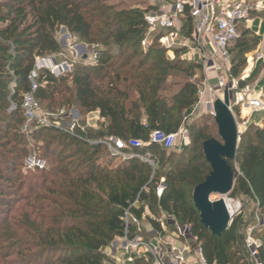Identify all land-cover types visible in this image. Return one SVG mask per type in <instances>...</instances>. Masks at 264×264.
<instances>
[{"label": "trees", "instance_id": "16d2710c", "mask_svg": "<svg viewBox=\"0 0 264 264\" xmlns=\"http://www.w3.org/2000/svg\"><path fill=\"white\" fill-rule=\"evenodd\" d=\"M151 8L117 9L107 0H0V180L14 195L7 200L0 187V264H104L105 249L122 235L128 207L154 231L161 230V220L149 214H164L186 225L206 264H249L242 230L256 213L264 218V123L244 128L229 162L234 173L229 196L248 198L251 217L245 219L238 210L220 237L212 235L200 222L192 192L210 172L202 143L219 139L217 126L205 116L189 125L184 121L198 101V84L187 77L201 73V66L183 59L179 49L169 54L157 40L142 49L144 17ZM58 27L103 47L94 50L91 62L82 60L58 77L36 70L34 96L40 109L97 110L104 121L99 131L86 130L92 139L114 136L147 142L153 131L171 134L184 126L188 143L179 150L159 144L145 147L156 158L152 172L137 159L113 164L102 145L30 123L33 138L44 134L41 155H36L47 167L24 170L29 152L20 130L25 123L21 101L30 90L35 59L60 51L53 34ZM249 30L233 42L238 50L229 77H237L244 65L241 58L256 51L259 39L254 36L247 44ZM172 77L184 81L174 92L167 84ZM244 84L239 81L240 87ZM161 179L164 187L157 195ZM258 240L264 264V235ZM143 258L134 257L133 264H150Z\"/></svg>", "mask_w": 264, "mask_h": 264}, {"label": "built area", "instance_id": "2783aa9c", "mask_svg": "<svg viewBox=\"0 0 264 264\" xmlns=\"http://www.w3.org/2000/svg\"><path fill=\"white\" fill-rule=\"evenodd\" d=\"M151 7L144 17L147 30L141 42L142 46L146 45V42L150 44L157 40L158 44L165 48L169 54L179 49L183 59L200 65L202 75H206L199 86L202 89L198 90V101L185 116V123L191 117H195V111L199 105L208 107L210 110L213 109V100L207 102L203 100L207 90L217 92L209 84V77L207 76L209 72L216 74L217 89L222 90L226 86L228 87L231 96H234L232 100L234 106L248 109L250 113L264 112L262 97L256 96L253 88H242L239 85V81L245 80L247 74L226 83L222 70L216 64L219 60L228 58L227 48L238 38V26L249 21L251 10L259 9L260 3L252 6L247 0H152ZM255 57L256 60L263 59L264 49L261 48L256 51ZM248 60L249 62L252 61V57H249ZM75 64V61L57 59L50 55L35 59L34 69L29 75L30 90L23 95L21 101V109L27 121L22 127L24 132L28 130V123H34L37 127L55 129L89 145H102L109 155L120 161L137 159L147 163L151 166L152 172L155 170L156 158L150 150L144 149L145 147L150 144H159L165 148H172L178 137L186 144L188 137L184 126L179 128L178 132L171 134L153 131L150 133L147 142L136 138L122 140L114 136L92 139L85 135L86 128H89L88 123L81 126L75 116L74 119L69 115L62 116V111L59 114V120L53 119L52 113L43 112L34 96L37 87L34 81L36 70L46 69L58 77L72 72ZM229 107H231V97ZM13 108L14 105H11L10 110ZM246 124V122L242 123L243 130L247 126ZM243 130L239 128V131L242 132ZM23 165L26 171L42 170L46 167V161L35 153H29L25 157ZM163 187V179H161L155 187L157 195H160ZM135 203L136 201L132 205ZM129 209L130 207L124 211L122 216V235L117 237V241L114 242L115 245L119 244L118 246L127 255V262H133L134 255L142 253L149 257L150 264H189L188 259L190 257L195 261L194 264H206L201 247L191 236L186 225H179L171 217L165 215L174 225L175 230L173 232L180 241L178 246H168V243L162 241L160 231H155L154 238L141 237L138 230H140L142 220L137 219ZM237 212L236 209L235 215ZM145 213L149 214L146 208ZM229 217L231 222L233 217H231L230 212ZM160 220L161 231H165L163 221ZM263 229L264 218L256 213L254 219L242 230L243 247L249 264H262L258 253L260 242L255 233Z\"/></svg>", "mask_w": 264, "mask_h": 264}, {"label": "rangeland", "instance_id": "374dc122", "mask_svg": "<svg viewBox=\"0 0 264 264\" xmlns=\"http://www.w3.org/2000/svg\"><path fill=\"white\" fill-rule=\"evenodd\" d=\"M107 1L110 4L115 5L117 9H124V8L146 9V8H148V7L150 8L152 6V0H107ZM249 3H251V5H254V2H252V1H250ZM251 17L252 16H250V18ZM261 18L264 19L263 14L261 15ZM261 22L262 23L259 22V19H256L255 23H254L255 25H253L251 29L247 26L248 24L245 23L244 28L242 27L239 30V34L242 35V32L245 29H247V27L250 29L249 34H247V36H246L247 44H250L252 42V37H254V36H256L259 39V43L255 47L254 51L259 49L260 43L262 41L261 38L256 33L258 32L260 35L264 34V20ZM53 34L59 43L60 51L58 53L50 55V56H54L57 59H68L71 61H75V63H78L82 60L91 62L95 56L94 50L96 48H102L103 47L101 45H89L85 42H82L77 36L68 32L64 27H58L53 32ZM150 44L148 42H146V45L142 46V44H141V47L143 50H145V49H147V47ZM237 50H238V47L235 46V43H233L232 45H230L227 48L228 58L226 60H219L218 62H216L218 67L223 72L222 75H223L226 83H229L233 79H238L242 75L247 74L248 70H250L249 68L251 66H253L254 61L256 60L255 59L256 57H254L255 55L253 54V51L248 53L245 57L243 56L241 59H244V65L241 66V68L239 70L240 72L238 73V76L237 77H229V69H230V66L232 64L231 60L234 57V54H236ZM249 57H252V61H250V62L248 60ZM262 66H263V61L256 64V66L254 67V69L251 73V77L248 79L249 82L246 80H243V81H245V84L242 86V88L243 87H245V88L248 87L249 89L253 88L252 82H254L255 78H257L259 76V73H260ZM201 71H202V69H201ZM179 75L181 76V74H179ZM204 76H206V75H202V72L201 73L198 72L197 75H195L194 77H191V78L187 77V80H191V81L196 82L198 84V90H199V89H202V87H199V86H200V83L203 80ZM207 76H208V74H207ZM183 82L184 81L181 78H175V77H172V78L167 80V84L170 85L171 91H173V92L176 91L182 85ZM215 82H216L215 80H211L210 85L214 86L216 84ZM255 88H257V89L262 88L263 94L260 97H262V99L264 100V75L259 80V82L257 83V86ZM222 97H223V89L219 90L218 92H213V91L207 90L205 95H204L203 100L206 102L213 100V102H214L216 99L222 98ZM233 98H234V96L232 95L231 96L230 110H231L237 124L239 125V128H241L243 130L244 126L242 125V119L241 118L244 116L245 111L243 108H241L239 106H234L232 104ZM42 107H45L44 103L42 104ZM41 110L45 113H50V112H47L43 109H41ZM246 110H248V109H246ZM61 111L63 114H61ZM248 112H250V111L248 110ZM59 114H61L62 116L69 115V117H71L72 119H74V116H75L76 117L75 119H77L80 122L81 126L84 124L87 125V123H88L89 128H86V130L91 129V131H93V132L99 131L101 129V124L104 121L99 116V112L97 110L86 113V112H83L82 110H79L76 106L70 107L68 109H64V108L59 109V110L52 113V118L55 120H59ZM195 114H196L195 117H191L190 120H188V122H186V125H189L192 121H195V120H197L201 117H204V116L208 117L210 124H214V115H213L214 110L213 109L210 110L208 107H204V106L199 105V108L196 109ZM252 114H253L252 115L253 119L256 121L264 119V112H262V111H258V112L252 113ZM26 123H27V121L25 118V123L23 124V126ZM262 123H264V121H262ZM28 125H30V123H28ZM13 127H16V126L14 125ZM22 127L20 128V130L25 134L24 139L26 141L27 151L29 153H35V154L41 155L40 148H42V144H43L42 140L45 139L44 134H42L40 139H37L38 136L36 138H33V136L30 134L33 128H30L28 126L27 132H24L22 130ZM215 129H216V126H215ZM179 139H180V137H178L176 139L173 146L176 145V143L179 141ZM71 149L72 148L70 147L69 150H71ZM107 154H109V153L107 152ZM119 161L120 160L113 157V164H115ZM46 167H47V163H46ZM0 187L2 189H5V196L4 197H6L7 200L14 199V195H11V193L8 192V190H7L8 185L5 182H3L2 180H0ZM213 195L217 196L214 199H218L221 197L218 194H213ZM224 198L229 205L235 207L236 209L238 208L237 210H241L245 219H249L251 217L250 213H251L252 208H253V203L248 198H246L242 195H239V196L233 198V197L229 196V194H227ZM0 200H1V198H0ZM21 203L17 204L15 207H18L19 205H21ZM3 210H4V208H3ZM149 215L152 218L156 217V219H158V218L162 219L163 225L165 227V232L162 231L161 233H164L166 236H170L171 233L173 235L175 234L173 232L175 230L174 225H172L170 223L169 219L165 215L160 214V213H159V215H155V214L154 215L149 214ZM148 229H149L148 225H147V228H144L142 225L140 226V230H138V231L140 232L141 237L148 238V239L152 238L153 235L147 233ZM173 235H172V237L174 238ZM262 235H264V229L256 231L255 236L257 239L259 237H261ZM116 241H117V237L105 249V255H106L107 260L104 262V264H133V262H127V258H128L127 255L123 252V250L120 248V246H118L119 244H117V243H116L117 245L114 244V242H116ZM134 256L135 257L143 256L144 257L143 259H145L144 260L145 262H146V259L149 260V257L145 254H142V253H139V254L134 255ZM142 264H144V262Z\"/></svg>", "mask_w": 264, "mask_h": 264}, {"label": "water", "instance_id": "95a60500", "mask_svg": "<svg viewBox=\"0 0 264 264\" xmlns=\"http://www.w3.org/2000/svg\"><path fill=\"white\" fill-rule=\"evenodd\" d=\"M230 97L231 92L226 86L223 89V97L213 103L214 122L219 139L210 138L202 143L203 155L210 166V172L192 192L193 204L199 213L201 224L217 237H220L230 224L229 206L224 197L233 188L234 173L229 162L235 158L241 135L229 107ZM213 194L221 197L211 199Z\"/></svg>", "mask_w": 264, "mask_h": 264}, {"label": "crops", "instance_id": "0c3cea01", "mask_svg": "<svg viewBox=\"0 0 264 264\" xmlns=\"http://www.w3.org/2000/svg\"><path fill=\"white\" fill-rule=\"evenodd\" d=\"M248 2H250V1H252V2H254V5H252V6H255V5H257V4H259L260 3V8L259 9H253V10H251V12H250V16H252L251 18H249V21L247 22V26L251 29L252 28V26L253 25H255L254 23H255V20L256 19H259V22L260 23H262L261 21H263L264 19H262L261 18V15L263 14L264 15V0H247ZM251 4V3H250ZM260 38H261V43H260V46H259V49H261V48H263L264 49V34L263 35H260L258 32L256 33ZM259 49H257L256 51H258ZM255 51V52H256ZM254 55H255V53H254ZM255 57V56H254ZM256 59V58H255ZM261 61H263V66H262V68H261V70H260V73H259V76L257 77V78H255V81L254 82H252V87H253V89H254V92H255V95L256 96H258V95H262L263 94V90H262V88H260V89H257V88H255L256 86H257V83L259 82V80L262 78V76L264 75V58L263 59H261V60H255L254 61V64H253V66H251L249 69L250 70H248V72H247V77H246V81H248V79L251 77V73H252V71H253V69H254V67L256 66V64H258L259 62H261ZM208 76H209V84H210V81L211 80H215L216 82V84L214 85V86H212V87H214L215 89H216V91L218 92L219 91V89H217L216 87H217V83H218V79H217V77H216V74L214 73V72H209L208 73ZM254 80V79H253ZM249 82V81H248ZM244 111H245V114H244V116L241 118L242 119V123L243 122H246L247 124L246 125H249V124H256V125H259V124H261L262 123V121H264V119L263 120H258V121H256V120H254L253 119V117H252V113H250V112H248V110H246V109H244ZM188 143V141L186 142V144ZM184 145V143L182 142V140H181V138L179 139V141L176 143V145L174 146V148L176 149V150H179L182 146ZM148 225V227H149V229L147 230V233H149V234H151V235H153L152 237L154 238V234H155V231H154V229L152 228V226L150 225V223H149V221L148 220H146V219H143L142 221H141V225L144 227V228H147V225ZM162 231L160 230V234L162 235V241H164L165 243H168L169 245L168 246H172V247H175V246H178L179 245V243H180V241L178 240V238H177V236L174 234H170V236H166L164 233H161ZM163 232H165L164 230H163ZM172 235L174 236V238L172 237ZM188 262H189V264H194V260L190 257L189 259H188Z\"/></svg>", "mask_w": 264, "mask_h": 264}, {"label": "bare ground", "instance_id": "6f19581e", "mask_svg": "<svg viewBox=\"0 0 264 264\" xmlns=\"http://www.w3.org/2000/svg\"><path fill=\"white\" fill-rule=\"evenodd\" d=\"M216 197H217L216 195H211V199H214ZM227 205L229 206V212L231 213V217H233L235 215V213H236V208L231 206V205H229L228 203H227Z\"/></svg>", "mask_w": 264, "mask_h": 264}]
</instances>
